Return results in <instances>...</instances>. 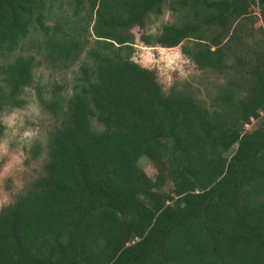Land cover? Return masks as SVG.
Instances as JSON below:
<instances>
[{"label":"trees","instance_id":"trees-1","mask_svg":"<svg viewBox=\"0 0 264 264\" xmlns=\"http://www.w3.org/2000/svg\"><path fill=\"white\" fill-rule=\"evenodd\" d=\"M55 1L0 0V50L29 37L61 69L84 55L69 91L36 89L56 121L41 173L0 207V264H264V48L239 68L246 94L236 98L238 87L228 86L209 109L163 92L153 70L130 58L131 28H143L165 0H69L75 18L49 25ZM179 3L176 23L138 39L173 47L190 38L181 50L197 68L226 69L233 23L254 6L264 17V0ZM35 61L18 54L3 68L0 112L21 106ZM251 119L255 126L241 130ZM39 149L34 142L31 155ZM141 156L158 168L153 179Z\"/></svg>","mask_w":264,"mask_h":264},{"label":"rangeland","instance_id":"rangeland-1","mask_svg":"<svg viewBox=\"0 0 264 264\" xmlns=\"http://www.w3.org/2000/svg\"><path fill=\"white\" fill-rule=\"evenodd\" d=\"M179 2L180 0H165L161 13L149 14L143 28H131L134 41L130 58L141 66L153 70L163 92L166 93L171 89L190 94L195 101L209 109L212 108V99L228 86L231 88L237 86L238 88L233 89V95L236 98H242L250 82L245 73L239 75L238 71L239 68L245 67L246 62H250L254 55L259 56V52L264 48V17L254 6L250 7V15H244L233 23V25L236 24L235 36L227 41L229 47L224 54L226 69L197 68L181 50L183 45H189L190 38L183 39L173 47L145 45L138 39L141 32L155 33L162 24L176 23L181 14ZM48 6V1H45V8ZM71 12L72 4L69 0L55 1L49 12L45 11L52 16L51 19H45V22L51 25L55 20L67 17L74 19ZM214 31V29L207 31L206 37L213 35ZM28 53H33L36 61L32 69L31 83L24 87L19 95V99L23 102L20 107L5 108L0 112V122L3 125L0 136V207L13 201L15 196L24 191L41 173L47 132L56 118L41 108L36 89L39 88L43 97H48L49 89L54 83L62 84L69 91L72 76L76 74L77 65L84 57L83 54L80 55L79 60L61 69L36 53V49L30 44L29 37H26L13 50H0V97L5 96L7 92L3 68L16 55ZM9 120L14 121L11 126H9ZM255 120H248L241 130L252 129L255 126ZM91 125H97L93 119ZM34 142L40 145L35 157L30 151ZM233 149L234 144L225 155L228 156ZM137 164L151 179L158 171V168L145 156H141ZM168 185L166 181L164 188Z\"/></svg>","mask_w":264,"mask_h":264},{"label":"clouds","instance_id":"clouds-1","mask_svg":"<svg viewBox=\"0 0 264 264\" xmlns=\"http://www.w3.org/2000/svg\"><path fill=\"white\" fill-rule=\"evenodd\" d=\"M13 120H9V126H11V124L13 123ZM28 135H33L32 133H28Z\"/></svg>","mask_w":264,"mask_h":264}]
</instances>
